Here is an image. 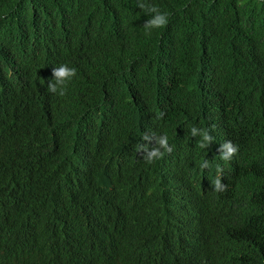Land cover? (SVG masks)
I'll list each match as a JSON object with an SVG mask.
<instances>
[{
    "label": "trees",
    "instance_id": "16d2710c",
    "mask_svg": "<svg viewBox=\"0 0 264 264\" xmlns=\"http://www.w3.org/2000/svg\"><path fill=\"white\" fill-rule=\"evenodd\" d=\"M147 2L0 0V264H264V0Z\"/></svg>",
    "mask_w": 264,
    "mask_h": 264
},
{
    "label": "clouds",
    "instance_id": "9594fccd",
    "mask_svg": "<svg viewBox=\"0 0 264 264\" xmlns=\"http://www.w3.org/2000/svg\"><path fill=\"white\" fill-rule=\"evenodd\" d=\"M138 8L149 14L150 19L144 25L146 34H150L153 29H160L165 27L169 22V17L166 12H162L155 5L147 2V0H138ZM77 71L74 67H69L67 64H61L53 69L54 79L48 84L47 90L51 94L63 97L66 94V88L69 81L74 78ZM190 135L192 137H199L197 144L201 149H208L214 142V137L210 134L209 130L201 129L197 127L190 128ZM155 141V147H149L148 144L137 145L136 151L138 153H144L143 159L147 163H153L157 159L163 158L165 153L171 154L173 152V147L169 144V139L167 134L157 135L155 133H145L143 136V141L151 143ZM220 152V154L218 153ZM239 152L237 145L233 144L231 141H225L220 144L219 150L214 151L220 160L222 165H217L215 176L212 180L206 179V183L202 186V193L205 190L213 187L214 191L217 193L224 192L227 190V185L222 182V178L225 173V166L229 161L233 159ZM211 166L208 159L202 160L199 164L200 169L206 170ZM209 186V187H208Z\"/></svg>",
    "mask_w": 264,
    "mask_h": 264
}]
</instances>
